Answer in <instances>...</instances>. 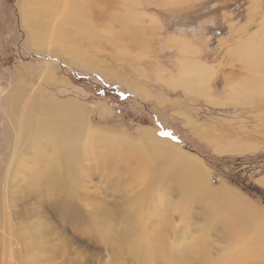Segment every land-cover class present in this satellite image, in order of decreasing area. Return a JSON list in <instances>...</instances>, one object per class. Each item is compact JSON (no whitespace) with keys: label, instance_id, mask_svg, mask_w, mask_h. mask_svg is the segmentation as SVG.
Instances as JSON below:
<instances>
[{"label":"rangeland","instance_id":"rangeland-1","mask_svg":"<svg viewBox=\"0 0 264 264\" xmlns=\"http://www.w3.org/2000/svg\"><path fill=\"white\" fill-rule=\"evenodd\" d=\"M86 1L79 0L95 26L92 35L84 34L66 15L63 20L61 14L66 6L62 0L41 1L37 4L42 10L35 18L47 26L49 33L39 39L34 36L36 40L25 24L20 0H0V264H33L31 253L45 255L43 249L42 252L32 244L33 240L21 236L26 224L23 220L28 222L26 229L34 231L36 211L32 209V201L37 197H27V202L24 197H19V201L18 196H12L5 203L2 184L8 163H16L10 179L23 187L17 194L28 191L25 187L28 184L17 169H21L23 163H29L24 165L27 167L32 162L43 163L44 159L36 158L35 149L26 148L19 141L22 109L32 105L24 118V122H29L27 117L32 115L36 105L54 99L86 109L90 126L108 134V143L96 140L91 149L93 154L77 165L82 173L79 188L84 189L85 185L89 193V198L79 199L78 205L85 210L104 209L103 218L110 223L114 234L128 230L127 220L138 225L135 234L128 236L126 232L123 237L114 235V239L123 238L125 247L142 240L144 251L151 244L168 245L166 252L174 250V262L179 256L191 255L192 260L186 264H264V236L258 222L252 220V227L246 228L244 238L241 232H229L225 225L210 226L209 220L216 214L214 209L226 215L231 206H221L226 198L207 194L209 189H229L255 209L259 218L264 217V190L256 186L264 188L261 179L264 176V93L236 101L229 99L227 92L231 80L235 82L250 75L238 53L264 20V0H127L128 7L135 10L133 23L130 21L127 26H134L130 31L137 28L136 35L140 36L136 37L135 44L127 36L119 32L118 35L115 26L109 28L108 25L116 24L117 20L106 23L110 14L122 10L119 0H97L98 5L92 6ZM57 28V31H68L71 39L64 43L51 42L50 36ZM140 28L145 35L138 33ZM175 36L190 38L198 52L187 57L200 59L214 70L209 83L210 94L173 87L158 78V69L169 75L178 73L182 60L177 44L172 41ZM142 37L147 38L144 51L139 48ZM139 87L147 94L141 95L136 90ZM146 129L155 137L169 141L171 151H158L156 144L143 140L142 133ZM239 144L250 148L227 150L229 145ZM19 154L23 157L22 163L19 162L22 167L18 164ZM180 156L200 161L204 171L197 177L202 178L203 184L190 183L188 169L181 170ZM175 163L179 167L175 168ZM155 175V182L149 183ZM185 185L193 186V195L188 201L181 192ZM147 195L149 200L143 204L132 203V199H146ZM169 203L174 207L168 212ZM136 206L142 212L140 217L132 212ZM25 209L32 211V215ZM70 210L75 213L80 209L71 207ZM48 214L62 227L64 237L60 255L52 264L138 262L135 254L140 258L141 248L130 246L134 253L126 248L125 261L123 255L114 252L117 261L112 247L102 243L96 233L90 237V230H97L98 225L88 221L76 226L67 224L65 218L61 222L58 215ZM173 230L178 232L173 241L157 240L169 237ZM31 246H34L31 251L26 249Z\"/></svg>","mask_w":264,"mask_h":264},{"label":"bare ground","instance_id":"bare-ground-1","mask_svg":"<svg viewBox=\"0 0 264 264\" xmlns=\"http://www.w3.org/2000/svg\"><path fill=\"white\" fill-rule=\"evenodd\" d=\"M41 1L52 3L55 0H39V1L38 0L37 1L36 0H20V4L24 12L23 15H24L25 24L30 30V35H32L33 39H36V40H38L40 37H45V33L47 34L48 32L47 26L44 27L42 24L37 22V19L35 18L36 16H39L38 14L42 10V9L39 10L38 8L40 4H37ZM62 1L63 3H65V6H66V8L62 10V14H61V17L63 18V20L65 19V15H66V17L69 20H72L73 24H76L78 26V29L83 31L84 34L88 36L92 35V33L95 32V26L91 23L90 18L87 15L84 6H82L79 0H62ZM87 1L85 3H87L88 6H92V4L94 3L97 4V0H87ZM121 1L124 5L127 6L126 4L127 0H121ZM31 6H33L32 7L34 9L33 11H30L32 9ZM37 12L39 13L37 14ZM42 13L43 12H41L40 15H42ZM114 20H117V23L122 29L129 30L134 27L133 26L131 28H128L127 26V24L132 20L130 13H128V7L122 8L121 14H119L116 17H111L106 23L111 24ZM108 26L109 28H113L111 25H108ZM259 28L264 29V26H260ZM57 30L58 28L54 32L52 31L53 34L50 36L51 39L49 37L51 42L55 40L57 41V43L60 41H63L62 43H64V42H67L66 40L71 39V35L68 36V31H65V30L57 31ZM139 30L145 32L141 28ZM253 35L254 37L253 38L252 36L249 37V39L246 42L247 44L245 43L246 45L244 44L238 53L239 60L246 66L250 75H248L247 77L241 78L240 80L236 79L235 82L231 80V82L228 84V91H227L229 92L228 97L231 100L241 101V100L250 98L253 96V94L258 93V92L252 91V86H257L258 84L263 86L264 84V33H262L259 36L256 34H253ZM34 36H36L38 39L34 38ZM127 37L134 44L138 42L134 34L128 35ZM174 38L175 39H173L172 41L177 44V50L179 54L181 55V60L183 61H182V68L180 72L168 80L172 84L180 85L188 91L200 93V94H203V93L207 94L208 91L205 90V87L209 84V75H208L209 66L204 64L205 62L202 63V62H196V61L191 60V59H194L197 61H201L200 59H195L193 57H187L188 54L190 55L196 52V49H194L195 48L194 44L191 42L190 38L183 37V36H175ZM235 59L237 60V58ZM188 64L189 66H191L190 69H187L186 67ZM248 85H251V87H248ZM136 90L141 95L147 94L146 90H144L143 88L139 87ZM54 100H51L47 104H45L44 102L43 103L40 102L38 105H36L35 109L32 112V115H30V117H27L28 118L27 120H29V122L26 121L27 123L24 122V118H25V115L29 112V110H31L32 105H30L27 109L25 108L22 109L23 119H22V122L20 123L21 126H20L19 134H17L19 135V141L22 142V144L26 148L33 147V149H35L36 151V158L40 160L42 156V159H44L43 163H33L32 162L27 167H25L24 165H27L29 163H23V167H22L21 164H19V162L22 163L23 157H21V155L19 154L20 160L18 161V164L22 168L17 169V173L22 174L23 181H25L26 184H28L27 186H25L28 189V191L23 193V195L17 194V193H21L20 189H23V187L20 188L18 184H14L12 180L10 179L11 174H12V169L14 170L16 163H8L7 171H6V173L7 172L8 173L2 184L5 190L2 193L3 200L5 203H7L9 198H11L12 196L13 198L18 196L16 200H19V201H21V198L19 197H24V200H26L25 198L27 197L29 199L30 197L32 199V197L34 196L37 197V199H35L37 200L36 202H34L35 200L32 201L33 202L32 209L33 211H36L34 212L35 213V216H34L35 223L32 229L34 231H31V232L28 231L26 229L28 226L27 225L28 222L26 220H23L24 222H26V224L25 226L22 227V235H21L22 237H26V239H30L31 241L33 240L34 242L32 244L35 243L37 247L41 248V250L43 249L45 252V255H44L45 257L41 255L39 252L34 253V254L31 253L32 257L30 259L33 260L34 262L33 264H52L54 263L55 259H58L60 255L61 246L63 244L62 242H64L63 241L64 237H62L63 235L61 231L62 227L60 228L59 223L57 221L55 222L53 216L52 215L50 216L48 213L58 215L61 222L65 218V221L68 222L67 224H73V225L75 224L76 226H81L87 223L88 221H90L92 223L91 225L93 224L95 226L98 225L97 230L95 229L92 231L90 230V237H93L94 233H96L97 234L96 236L100 238V241L102 243L107 244L108 247L109 246L112 247L111 249L114 250L112 251L113 254L117 253L120 256L123 255L124 261L126 259L125 249L129 248L132 250L130 246L134 248L142 249L140 250L141 252L140 258L137 254H135L136 260H138L140 264H186L187 261L192 260L191 255L185 256V257L179 256L177 259L178 261L176 260L177 262H174L175 261V259L173 260L174 250L173 252H168L167 254L166 250L169 247L168 245L164 247V244L162 243H157L158 244L157 247H155L153 244L149 245V247L147 248V251L143 250L144 245H143L142 240H138V242L136 241L135 243H132L129 246L125 247L123 238L114 239L113 236L117 235V236L123 237L126 232L128 233V236L133 235L136 233L137 231L136 227H138V225H132L133 222L127 220L125 227H127V224H129V226L127 227L128 230H122L121 233L114 234L110 223L106 222L107 219L104 220L103 218V215H105L104 209L102 210V209H99L100 207L99 208L92 207L91 209H89L91 210V212H89V210L83 209L80 206V204L78 205V202L81 201L79 199L84 200V199L89 198V193L86 191L85 185L82 186L84 189H82L81 187L79 188V185L80 184L82 185V181H81L82 173L80 170H77L79 168L77 167V165L78 163L83 164L82 161L88 159V157L93 154V151L91 149L93 145L95 144L96 140H102V142L108 143L109 137H108V134H106L105 132L100 131V130H95L94 128L90 126V124L86 120V117H87L86 113H88L86 109L81 108L79 105L75 103H68V101L67 103H60ZM24 107H27V106L25 105ZM18 130L19 128H17V131ZM142 135L144 137L143 140H146V141L150 140L153 143V145L156 144L155 147L158 149V151L161 150L162 152L163 151L169 152V150L173 148L171 143H169V141L155 137L151 130H147V129L144 130ZM113 137H117V136H113ZM42 147L44 148L43 153L41 152ZM139 151H140V148H139ZM175 151L176 153H174V155H176L178 152L177 150ZM15 155H17V153H15ZM141 156L143 155L141 154ZM170 163H173V161H170ZM175 164H176L174 165L175 168L179 167L177 163ZM180 164H182L181 170L186 171L188 169V179L193 186L196 185L195 182H197V184H203L202 178L201 180H199L197 177V174H201L204 171L202 168V164L200 163L199 160H197L196 158L188 157V156H182ZM172 171L173 170H171V172ZM150 172H152V170ZM132 177H135V175ZM155 179H156V175L153 176L151 179H149V183L153 182ZM186 186L187 185H185V189L183 188L181 192H184L183 193L184 198L185 199L188 198L187 199L188 201L190 200L189 197L191 198L193 195V186H188V187ZM8 189H9V192L7 191ZM147 194H150V193H147ZM207 194L210 197L212 195L217 194L216 195L217 197L220 196V197L226 198L225 204H221V206L222 205L231 206L230 208L231 211L226 212V215H223L221 213L222 210L220 211V209L218 208L214 209L213 211H215L216 217L214 215L213 216L214 219L209 220L210 226L213 227L217 224L225 225V227L229 228V232H234V231L241 232V237L244 238V233H246L247 231L246 228L248 227L251 228L252 220L255 219V221L253 222H256V221L258 222V228L259 230L263 231V233L261 234L264 236V217L261 216L259 218L260 215H257L258 213L255 211V209H252L251 206H247L248 204L246 202L238 198L229 189L227 190L226 188H223V187L218 188V189H212V190L209 189V192ZM160 197L162 198V195ZM145 200H149L148 195L146 199H142V197L138 199L137 198L132 199V203H136L135 205H138L139 203L143 204V201ZM17 203L20 204L19 202ZM17 203L15 202V205H17ZM215 203L218 204L219 202L215 200ZM71 207L73 209H80V210H77L74 213L73 211L70 210ZM130 207L131 206H129V208ZM173 207L174 206H172V204L169 203L168 212L171 209H173ZM29 209H31V207H29ZM211 210L212 209H210V211ZM25 211H27L28 213L31 212V215H32V211L28 209L27 210L25 209ZM127 211L128 210L124 212H127ZM140 211L141 210L139 206L135 207V211L134 209H132V212L136 215L135 217H138L139 215L142 214V212ZM157 211H159V209H157ZM236 211L239 212L241 215H238ZM106 212L108 213L107 208H106ZM128 213H131V212H128ZM105 218L107 217L105 216ZM7 220L11 224L10 219L8 218ZM11 226L12 225H9L10 228H12ZM177 233L178 232L176 230H173L172 235H170L169 237H161L160 240L159 239L157 240L163 243L164 242L167 243L168 239H172L173 241V239H176ZM21 236L19 235V237ZM152 238L153 237L149 239L152 240ZM262 242L264 243V239H262ZM117 243L119 244L118 246L116 245ZM37 247H35V249ZM28 248H29V251H31V249H33L34 246L27 247L26 249ZM29 251L28 253H30ZM184 251H188V250L185 249ZM202 255L204 257L203 253ZM116 257L117 255L115 254L113 258H116ZM117 261H118V257H117ZM129 262H131V260ZM133 263L137 264L135 262ZM111 264H121V263L112 262ZM122 264H125V263L123 262ZM249 264H252V262H249Z\"/></svg>","mask_w":264,"mask_h":264},{"label":"crops","instance_id":"crops-1","mask_svg":"<svg viewBox=\"0 0 264 264\" xmlns=\"http://www.w3.org/2000/svg\"><path fill=\"white\" fill-rule=\"evenodd\" d=\"M119 2L121 3V5H122V7L124 8V7H128V4H127V6L126 5H124L123 3H122V1L121 0H119ZM134 12H135V10H134V8H132V7H128V13H130V16L133 18V14H134ZM119 14H121V10L118 12V11H116V12H113L112 14H110L109 15V17H108V19H107V21L111 18V17H116V16H118ZM106 21V22H107ZM113 23V22H112ZM113 28H117V34L119 35V33L121 34V35H124V36H128V35H131V34H134L135 35V37H138V38H140V36L139 35H136L137 34V31H135V30H137V28H135V30L134 31H129V30H126V29H122L120 26H119V24L118 23H116V24H112L111 25ZM115 26V27H114ZM260 26H264V20L261 22V25ZM119 32V33H118ZM138 33L140 34V35H145V32H143V31H141V30H139L138 31ZM262 33H264V29H260V28H258L257 29V31H255L253 34H256V35H261ZM252 34V38L254 37V35ZM146 40H147V38L146 37H142L141 39H140V41H139V45H140V50H142V51H144L145 49H146V47H147V45H146ZM194 44V43H193ZM194 49H196V52H195V54L198 52L197 51V46L194 44ZM190 55H194V53H192V54H190ZM191 59V58H190ZM191 60H193V61H196V62H201V61H197V60H194V59H191ZM183 61V60H182ZM202 63H204V62H202ZM204 64H206V63H204ZM206 65H208V64H206ZM209 66V65H208ZM187 67V69H190L191 68V66H189V64L186 66ZM197 67H199V66H197ZM181 68H182V63H180V66H179V69H178V73L180 72V70H181ZM158 71H159V74H158V78L159 79H161V80H164V81H167L171 86H173V87H182V86H180V85H174V84H172L168 79H170V78H172V77H174L175 75H177V74H172V73H170V75L168 74V73H166V71L164 72V71H162V70H159L158 69ZM214 74V70L211 68V66H209V69H208V75H209V83H210V78L212 77V75ZM248 87H251V85H248ZM144 89V88H143ZM145 90V89H144ZM205 90L206 91H208V93L207 94H210V91H211V88H210V85L208 84L206 87H205ZM252 91L253 92H261V94H263L264 93V84H263V86H261L260 84H258L257 86H252ZM195 93V92H194ZM230 146V149H227V150H232L231 152H233V151H243V150H247V149H249L250 148V146H248V145H246V144H239V145H229ZM226 147V146H225ZM261 179H263V182H264V176H262L261 177Z\"/></svg>","mask_w":264,"mask_h":264},{"label":"trees","instance_id":"trees-1","mask_svg":"<svg viewBox=\"0 0 264 264\" xmlns=\"http://www.w3.org/2000/svg\"><path fill=\"white\" fill-rule=\"evenodd\" d=\"M210 165H213V163H212V164L210 163ZM256 186H258V188H259V189H262V190H264V188H263V187H261V186H259V185H256ZM241 189H243V188H241Z\"/></svg>","mask_w":264,"mask_h":264}]
</instances>
